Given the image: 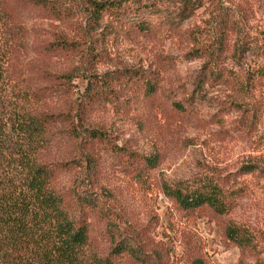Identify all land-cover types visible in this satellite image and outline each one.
I'll return each instance as SVG.
<instances>
[{
	"label": "rangeland",
	"instance_id": "1",
	"mask_svg": "<svg viewBox=\"0 0 264 264\" xmlns=\"http://www.w3.org/2000/svg\"><path fill=\"white\" fill-rule=\"evenodd\" d=\"M13 1L10 0L11 5L16 6L15 11L26 31V49L16 65L28 78L31 88L41 89L47 85L41 77L45 72L71 75V84L66 90L47 97L39 110L74 115L78 97L87 85L86 75L91 71L98 74L115 71L121 75V81L133 71L142 70L149 76L157 74L162 90L179 89V85H184L197 100L198 116L185 118L172 114L165 103L163 109L162 105L153 107L138 102L125 107L130 94L126 89L128 93L119 96L118 103L99 106L87 117L89 125L102 129L110 139L96 149L99 180L93 190L119 230L141 233L148 249H166L168 264H189L184 253L187 247L199 250L206 264H238L242 252L223 236V226L233 220L249 224L259 232L262 248L258 264H264V175L242 170L249 163L264 166V114L260 116L259 111L264 106V79L253 77L255 72H251L264 64V0L207 1L193 16L180 22L171 21V12L177 6L162 2L163 12L151 18V34L132 37L105 30L102 23L88 25V10L82 0L59 1L70 10L69 18L62 21L48 18L36 8L19 7ZM218 7L234 10L239 21L240 34H227L223 58L238 74L242 88L223 84L209 86L208 83L195 86L194 83L206 59L201 52L194 54L193 49L211 40L208 35L213 30L212 19ZM239 35L253 39L263 56L245 51L243 61L236 60L232 56V44ZM57 39L73 42L74 49L66 55L45 53L42 45ZM86 50L94 53L87 56ZM6 97L10 109L13 98L9 91ZM114 146L137 154L159 152L161 162L153 179L137 180L132 167L126 163L132 160L115 154ZM73 154V141L56 136L44 158L57 161L70 159ZM197 174L229 185H245L247 190L229 215L203 212L185 221L156 182L160 178L188 179ZM75 177V171H62L56 185L67 189L73 185ZM150 182H153L151 187ZM105 222L104 218L95 219L91 231L102 253L108 243ZM250 257L248 260L254 264Z\"/></svg>",
	"mask_w": 264,
	"mask_h": 264
},
{
	"label": "trees",
	"instance_id": "2",
	"mask_svg": "<svg viewBox=\"0 0 264 264\" xmlns=\"http://www.w3.org/2000/svg\"><path fill=\"white\" fill-rule=\"evenodd\" d=\"M59 1L13 2L19 7L36 8L46 17L62 21L69 18L70 10L62 7ZM82 1L88 10V25L102 23L105 30L132 37L151 34V18L163 12L160 8L162 2L177 6L171 12V21L180 22L193 16L205 2L213 0ZM15 9L10 0H0V264H168L166 249H148L141 233L120 231L93 190L99 180L96 149L110 139L102 129L89 125L87 117L99 106L118 103L119 96L128 93L126 89L130 94L125 107L138 102L153 107L162 105L163 109L165 103L172 114L185 118L198 116L197 100L184 85H179V89L162 90L161 78L157 74L149 76L142 70L133 71L121 81V75L115 71L103 74L91 71L86 75L87 85L78 97L74 115L41 111L39 107L47 97L66 90L71 84V75L45 72L41 77L47 85L41 89L31 88L28 78L16 65L26 49V31ZM215 9L213 30L208 35L211 40L193 49L194 54L201 52L206 59L194 81L195 86L208 83L209 86L223 84L242 88L238 74L223 58L227 50V34H240L239 21L234 10L227 7ZM73 44L57 39L44 43L42 49L48 54L66 55L74 49ZM232 47V56L236 60L243 61L245 51L263 56L253 39L240 35ZM93 53L86 50L87 56ZM252 71L255 72L253 77L257 75L264 79V64ZM8 91L13 98L10 109L6 104ZM259 111L262 116L264 106ZM252 116H255L254 112ZM56 136L73 141L74 154L70 159L48 161L44 158ZM114 149L115 154L132 160L126 163L132 167L137 180L153 179L161 162L159 152L146 155L128 152L124 147L114 146ZM242 170L264 175V166L253 163L243 166ZM62 171L76 172L73 185L67 189H59L56 185V178ZM156 183L185 221L199 217L203 212L229 215L247 190L245 185H229L198 174L176 181L160 178ZM97 218L106 220L108 243L104 253L91 235L93 221ZM223 236L242 252L238 264H252L249 255L255 258L250 257L251 261L258 264L261 235L251 225L228 220L223 226ZM184 253L189 264H206L199 250L187 247Z\"/></svg>",
	"mask_w": 264,
	"mask_h": 264
}]
</instances>
